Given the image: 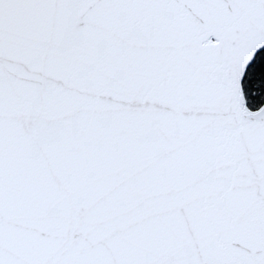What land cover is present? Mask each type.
I'll return each mask as SVG.
<instances>
[{
  "label": "snow or ice",
  "instance_id": "1",
  "mask_svg": "<svg viewBox=\"0 0 264 264\" xmlns=\"http://www.w3.org/2000/svg\"><path fill=\"white\" fill-rule=\"evenodd\" d=\"M0 264H264V0H0Z\"/></svg>",
  "mask_w": 264,
  "mask_h": 264
}]
</instances>
